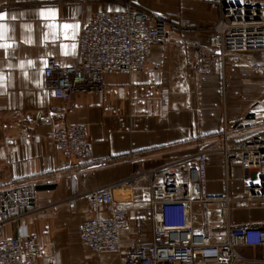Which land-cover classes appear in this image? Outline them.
I'll use <instances>...</instances> for the list:
<instances>
[{
    "label": "crops",
    "instance_id": "1",
    "mask_svg": "<svg viewBox=\"0 0 264 264\" xmlns=\"http://www.w3.org/2000/svg\"><path fill=\"white\" fill-rule=\"evenodd\" d=\"M128 3L170 23L168 41L153 43L145 70L106 74L102 99L87 93L68 101L49 97L44 89L48 58L76 64L83 27L96 13L120 11ZM0 13L6 14L0 24L8 29L0 45H11L0 47V220L5 237L38 239L41 255L34 264H122L131 250L152 240L151 211L142 203L146 182L129 194V223L116 253H97L82 242L79 225L93 214L80 194L135 169L217 147L224 123L231 129L230 144L241 145L256 132L264 135V76L248 63L264 66V52L216 62L199 75L188 65L198 48L209 47L219 18L208 0H0ZM43 112L52 115L55 127L85 125L90 153L82 159L59 153L51 128L40 121ZM207 170L208 190L233 198V225H264V200L246 199L239 163L227 167L224 154L213 151ZM239 252L238 264H264V245H241Z\"/></svg>",
    "mask_w": 264,
    "mask_h": 264
},
{
    "label": "built area",
    "instance_id": "2",
    "mask_svg": "<svg viewBox=\"0 0 264 264\" xmlns=\"http://www.w3.org/2000/svg\"><path fill=\"white\" fill-rule=\"evenodd\" d=\"M65 1V0H60ZM81 4L87 0H75ZM219 9L209 47L198 48L189 67L199 75L212 71L242 53L264 52V0H208ZM167 17L132 3L120 11H100L79 36V61L61 65L49 57L44 68V89L51 98L68 101L77 93L106 92V74L144 71L152 45L168 41ZM264 76V66L248 62ZM41 123L51 128L49 137L65 157L82 159L91 150L83 124L55 127L52 115L43 112ZM230 127L222 126V144L160 167L135 169L127 177L84 191L80 196L93 214L79 225L82 242L97 253L123 248L121 231L129 223V194L142 181V203L151 211L152 240L131 250L122 264H238L239 246L264 245V225L235 226L230 221L233 198L211 193L207 187L209 154L222 152L226 165L239 163L245 172L246 199L264 200V135L256 132L243 144H230ZM77 196L68 199L74 205ZM106 211L107 216L98 213ZM0 220V264H34L41 255L35 236L5 237Z\"/></svg>",
    "mask_w": 264,
    "mask_h": 264
},
{
    "label": "snow or ice",
    "instance_id": "3",
    "mask_svg": "<svg viewBox=\"0 0 264 264\" xmlns=\"http://www.w3.org/2000/svg\"><path fill=\"white\" fill-rule=\"evenodd\" d=\"M52 16H55V13L52 12L51 13ZM6 19V14L5 13H0V21H3ZM11 19L15 20L16 17L15 16H12ZM64 29H75L78 31L79 29V25H71V24H64L62 26ZM8 29L7 27H5L4 25L0 24V39H4L5 38V35L7 33ZM47 35L45 36V39H47ZM56 37H53V39H55ZM73 40L76 38V32L74 31L73 34H72V37H71ZM28 43H31L32 41L29 39L27 41ZM0 47H11V45H0ZM67 47V46H65ZM72 49L74 50L76 48V45L75 44H72ZM67 54V53H66ZM29 65H31L33 62L32 61H29L28 62ZM21 67H23V65H21ZM45 67H47V64L45 62Z\"/></svg>",
    "mask_w": 264,
    "mask_h": 264
}]
</instances>
